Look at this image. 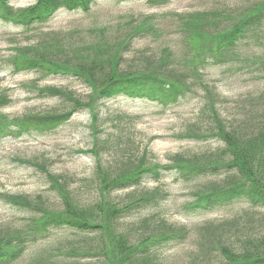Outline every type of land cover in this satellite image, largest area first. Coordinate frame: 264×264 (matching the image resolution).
Wrapping results in <instances>:
<instances>
[{
    "label": "trees",
    "instance_id": "trees-1",
    "mask_svg": "<svg viewBox=\"0 0 264 264\" xmlns=\"http://www.w3.org/2000/svg\"><path fill=\"white\" fill-rule=\"evenodd\" d=\"M109 1L119 4L132 0ZM173 1L146 0V4L161 8ZM11 2L0 0V22L24 31L49 23L60 10L88 13L96 4V0H36L33 6L15 9ZM230 10L229 7L226 11L178 15L176 25L184 52L183 60H176L165 51L159 58H144V69L140 73L112 74L116 63L123 64L125 55L133 49L137 40L159 33L152 17L125 23L123 34L114 40L112 48L103 36L86 48H78L80 45L74 46L60 36L19 50L17 55L5 62L6 69L14 74L35 72L46 78L74 77L83 83H90L92 87L97 85L90 97L92 104L124 96L147 100L163 109L178 108L202 90L205 96L200 117L208 128L206 134L222 143V147L210 154L194 155V160H183L185 158L179 156V162L173 165L144 164L143 160L134 164L127 160L107 167L113 172L104 182H97L100 201L94 206L98 207V216L76 206H66L68 210L62 212L50 211L42 207L38 199L3 195L2 199L8 205L29 217L20 228L0 229V264L17 262L30 246L45 240L51 231L63 229L83 239L59 254L52 253L30 264H83L82 260L86 261L84 264H94L96 259L100 261L103 258L106 261L102 264H115L113 255L118 264H165V254L185 246L192 236L191 230L169 224L156 212L168 201L169 193L155 188L140 194L132 192L127 195V201L116 202L110 199V195L119 191H137L144 183L158 184L167 177L196 184L202 180L221 178L217 182L210 180L199 185L190 194L180 207L181 213L187 217L212 213L235 204L264 209V119L246 130L228 127L217 109L219 95L203 81L202 76L209 66L236 67L231 66L235 60L241 61L240 69L249 63L260 65L264 72V43L261 42L262 37L264 39V0L253 2L237 12ZM99 34L103 35L105 31L101 30ZM252 41L259 44L261 56L239 60V48ZM107 48L116 50L117 62L106 61ZM87 54L91 56V62L89 58H84ZM106 67H111L113 72L102 78L98 74L105 73ZM39 93L45 97H62L73 103L71 109L60 113L11 116L3 110L12 105V99L2 92L0 141L53 132L66 125L80 108L61 89L47 87ZM255 113L264 115V110H256ZM93 121L97 122L96 116ZM93 132L98 134L100 130ZM206 134L188 133L183 137L199 141L207 139L209 136ZM94 145L98 148L94 151L98 159L103 149H111L110 141L98 136H95ZM29 164L48 174L55 187L59 185V180L48 173L46 166ZM136 214L147 215L128 229L120 230L119 222ZM136 233H141L138 239L133 236ZM236 244L243 245V254L232 250ZM108 247H112V253L107 256ZM193 257L191 264H196V261L206 263L207 260L214 263L215 257H221L219 264H264V218L255 213H245L219 223L203 225L195 236Z\"/></svg>",
    "mask_w": 264,
    "mask_h": 264
},
{
    "label": "rangeland",
    "instance_id": "rangeland-1",
    "mask_svg": "<svg viewBox=\"0 0 264 264\" xmlns=\"http://www.w3.org/2000/svg\"><path fill=\"white\" fill-rule=\"evenodd\" d=\"M256 1L259 0H174L167 6L156 8L148 6L146 0L119 4L96 0L88 13L60 10L49 23L29 31L0 22V93L5 92L12 99V105L3 111L11 116H23L60 113L71 109L72 102L62 97H45L39 93L47 87L61 89L80 105L73 118L53 132L0 141V229L8 231L20 228L29 217L8 205L2 199L3 195L38 199L42 207L50 211L62 212L68 210L66 206H76L98 216V207L94 206L100 201L97 182L99 180L102 183L111 175L113 171L107 167H114L127 160L134 164L143 160L144 164L173 165L179 162V156H183V160H194V155L210 154L222 147V143L206 134L208 128L200 117L205 96L202 90L178 108L163 109L147 100L123 96L92 104L90 97L97 85L92 87L90 83H83L74 77L46 78L35 72L14 74L5 66L10 57L17 55L19 50L60 36L74 46L80 45L78 48H86L89 43L103 36L112 48L114 40L123 34L125 23L152 17L159 33L137 40L133 49L125 55L123 64L116 63L114 72L111 67H106L103 71L105 73L98 75L103 78L112 72L116 75L140 73L144 69V58H159L165 51L176 60H183L184 52L176 25L178 15L209 10L226 11L229 7L230 11L237 12ZM35 3L36 0H12L11 6L23 9ZM101 30L105 34H99ZM261 42L264 43L263 37ZM110 48L105 50L108 51L105 59L117 62V52ZM260 51L259 44L252 41L240 47L237 52L241 58L239 60H243L246 57L261 56ZM84 58H89L91 62L90 55ZM240 62L233 61L231 66L236 67L209 66L202 72V76L203 81L219 95L217 109L227 126L246 130L251 125L262 123L260 121L264 119L262 113H255L256 110H264V72L260 65L249 63L240 69ZM98 75L94 76L97 78ZM95 116L97 122L93 121ZM95 130L100 132L95 134ZM188 133L206 134L209 137L199 141L184 138ZM95 136L109 140L111 144L109 151V148L103 149L100 159L94 153L95 149L98 151L94 145ZM29 163L46 166L48 173L59 180V185L55 187L49 181L48 174ZM220 179L211 178L196 184L167 177L158 184L144 183L137 191L114 192L110 199L115 202L127 201V195L132 192L140 194L155 188L168 192V201L156 212L165 217L169 224L188 228L192 236L185 246L165 254V264H191L194 259L195 236L203 225L219 223L245 213H255L264 218V209L253 208L248 204H235L198 216L187 217L181 213L180 207L199 185ZM146 215L136 214L121 220L120 230L128 229ZM140 234L133 236L138 239ZM82 239L67 229L53 230L45 240L30 246L22 258L13 264H30L52 253L59 254ZM110 248L107 256L112 253ZM233 249L239 255L245 252L242 244H236ZM113 257L115 264H118L116 257ZM219 260H222L221 257H215L214 263L207 260L206 263L196 261V264H219ZM100 261L96 259L94 264H102L106 260L103 258ZM82 262L84 264L86 261Z\"/></svg>",
    "mask_w": 264,
    "mask_h": 264
}]
</instances>
